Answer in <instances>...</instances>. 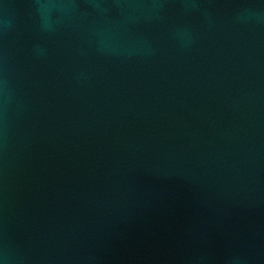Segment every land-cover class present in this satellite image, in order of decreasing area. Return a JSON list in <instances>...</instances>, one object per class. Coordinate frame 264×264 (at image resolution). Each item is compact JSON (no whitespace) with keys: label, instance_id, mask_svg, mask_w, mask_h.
Masks as SVG:
<instances>
[{"label":"water","instance_id":"95a60500","mask_svg":"<svg viewBox=\"0 0 264 264\" xmlns=\"http://www.w3.org/2000/svg\"><path fill=\"white\" fill-rule=\"evenodd\" d=\"M0 264H264V0H0Z\"/></svg>","mask_w":264,"mask_h":264}]
</instances>
